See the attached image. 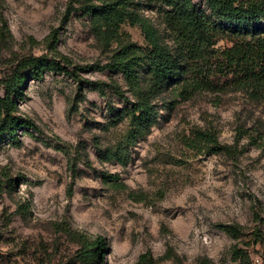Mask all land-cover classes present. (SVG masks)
I'll list each match as a JSON object with an SVG mask.
<instances>
[{
	"label": "rangeland",
	"instance_id": "rangeland-1",
	"mask_svg": "<svg viewBox=\"0 0 264 264\" xmlns=\"http://www.w3.org/2000/svg\"><path fill=\"white\" fill-rule=\"evenodd\" d=\"M87 1L0 0V96L19 61L49 53L53 41L76 66L109 62L116 45L107 49L96 37L82 10ZM141 1L142 14L166 36L158 4ZM193 1L206 10L204 0ZM122 39L146 43L130 24ZM80 75L82 84L48 73L28 83L19 101L39 131L20 132L19 142L0 146V185L15 183L0 190V264H78L79 246L65 225L106 239L102 264H136L148 251L156 264H233L236 245L253 264H264V150L256 144L264 141V102L231 88L187 99L170 90L158 101L159 123L130 148L123 165L104 162L99 151L127 133V120L114 126L110 113L128 105L110 85H121L133 99L124 77L95 68ZM97 83L105 84L104 92ZM173 99L175 108L163 106ZM200 131L216 134L232 155L194 151L190 143ZM104 174L119 176L126 188H114ZM20 205L29 206L26 215ZM221 226L239 227L242 235L234 239Z\"/></svg>",
	"mask_w": 264,
	"mask_h": 264
},
{
	"label": "trees",
	"instance_id": "trees-1",
	"mask_svg": "<svg viewBox=\"0 0 264 264\" xmlns=\"http://www.w3.org/2000/svg\"><path fill=\"white\" fill-rule=\"evenodd\" d=\"M150 1L158 4L157 12L166 36L153 20L142 14L141 0H98L96 3L88 0L82 6L104 47L111 49L116 45L109 62L103 66H76L72 59L57 50L56 41L50 45L49 53L20 60L2 81L0 146L6 141L19 142L20 132L39 131L36 123L21 113L19 101L25 96L28 83L42 80L48 73L66 74L79 84L85 82L80 71L89 68L116 72L124 77L133 99L127 97L121 85H110L128 104L119 110L111 107L110 113L114 126L127 120V133L114 148L99 151L104 162L116 161L123 165L131 158L130 148L146 138L159 123L158 101L170 90L178 98L187 99L200 92H223L231 88L264 102V0H204L206 10L200 9L193 0ZM126 24L140 28L145 46L122 39V27ZM5 34L2 29L1 35L5 37ZM221 41H227L228 45L218 47ZM96 85L104 92V83ZM176 102L173 99L163 106L172 110ZM257 142L264 150V141ZM190 145L194 151L210 155L234 152L233 147L222 146L217 135L208 131L198 132ZM88 160L86 157L85 163ZM70 164L74 168L76 162L72 160ZM103 179L116 189L126 188L117 175L104 174ZM6 182L0 185V190L3 187L13 190V179ZM19 209L23 215L29 212L26 205H20ZM221 227L234 239L242 235L239 227ZM63 232L79 246L74 257L78 264L104 262L108 252L105 238H92L68 225L63 227ZM255 237L254 244H258L261 236L256 234ZM166 257L170 258V252ZM232 262L253 264L249 252L239 245L233 249ZM136 264H156V260L148 251Z\"/></svg>",
	"mask_w": 264,
	"mask_h": 264
}]
</instances>
